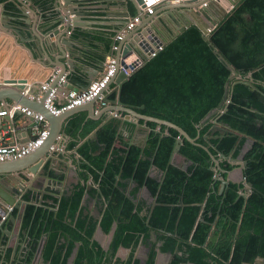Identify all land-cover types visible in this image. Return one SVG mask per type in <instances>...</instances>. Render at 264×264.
Instances as JSON below:
<instances>
[{
	"label": "trees",
	"instance_id": "trees-1",
	"mask_svg": "<svg viewBox=\"0 0 264 264\" xmlns=\"http://www.w3.org/2000/svg\"><path fill=\"white\" fill-rule=\"evenodd\" d=\"M5 8L16 9L10 2ZM131 12L136 13L133 4ZM209 37L211 44L200 27L189 25L137 68L121 92L122 101L138 112L198 136L200 145L183 138L186 168L170 162L181 136L175 128L161 125L157 131V122L141 119L150 128L146 144L123 141L126 147L118 148L121 118L102 126L101 119H91L83 135L96 132L78 151L86 161L81 177L90 176L97 185L88 194L96 198L98 214L83 203L85 186L52 197L51 205L28 204L23 219L31 238L27 264L48 231L44 264H69L74 252L71 264H141L135 254L142 244L149 248L145 264H155L158 249L173 255L169 264H264V0H240ZM220 55L242 79H229L232 72ZM247 146L243 173L253 183L250 195H241L232 181L219 193L216 177L227 173H216L210 152L238 157ZM221 166L234 168L225 158ZM143 187L148 196L140 195ZM115 222L105 249L94 234L98 225L110 233ZM121 247L131 250L125 258L117 255Z\"/></svg>",
	"mask_w": 264,
	"mask_h": 264
},
{
	"label": "crops",
	"instance_id": "crops-1",
	"mask_svg": "<svg viewBox=\"0 0 264 264\" xmlns=\"http://www.w3.org/2000/svg\"><path fill=\"white\" fill-rule=\"evenodd\" d=\"M55 1L56 0H29L26 2V6H23L19 5L15 0H0V3L6 4V2H10L16 8L5 12V6L3 8L1 7L2 4H0V12L2 10L6 14V24L12 26H8V31H5L3 27H1L2 22L0 21V82L8 78L25 79L27 82L26 88L31 87L34 94H39L41 92L40 84L47 80L51 72L58 67L56 66L60 64L58 58L63 56L53 43H58L65 48L67 47V43H69L68 40L74 39L82 49H74L72 55H78L79 57L75 61V59L67 53V57L63 61L73 62L74 60L76 62V68L73 73L68 75V78L71 79L74 85L72 88L78 89V87H81L79 83H83L87 77L93 80L100 76L101 70L110 56H118L119 50L113 49L114 44H118L120 47L122 42L126 44V39H128V44L130 41L133 42L144 38L145 42L150 45H153L155 42L154 39L158 37L163 41L172 40L173 32L179 30L180 27L188 21L185 15H182L183 12H186L185 9H176L173 3H168L157 10V15L152 16L155 17L153 20H150L151 17L146 19L142 18L141 23L135 30L129 32L123 40H117L115 36L118 30H120L123 21L129 16L128 13L133 15L131 12V4H133L136 10L135 14L140 12L132 0H75L72 2V7L75 8L79 6L81 8L77 9V12L85 9L83 10L85 15L81 16L84 20L80 22L77 21L82 24V26L71 25V35L69 32L65 31H61L56 35L53 30L61 21L59 20V13L54 7ZM221 1V7L228 10L230 7L229 3H232L231 0ZM18 6L26 10L29 17H25ZM187 15L192 18V20L197 19L210 25H216L217 22L225 16L222 9L213 5L210 6L209 14L201 12L197 18L192 14ZM165 23H168L171 31L166 27L167 25H164ZM6 24L4 25L6 26ZM27 47L33 50V54ZM134 57L135 54H132L129 56V60L134 59ZM50 58L53 59V61ZM70 70L72 69L70 68L69 71ZM86 71H88L89 75H87ZM71 82L67 84V87L70 86L69 84ZM117 85V83H113L111 87L115 88ZM2 101L6 104L18 103L10 98ZM111 104L112 103H110V105ZM30 108L40 111L39 107L30 106ZM103 108L104 107H101L99 103H95V112L97 113V111H99L97 114L98 116H95L96 118L91 116V111H89L88 108H82L62 119L61 134L57 138V142L54 143L56 149H50L48 154H46L44 168L42 169L45 170V173H42V176L34 177L29 181V178L24 174L14 173L12 181H7L4 178L2 180V178H0V185L6 187L7 182H9L11 187L15 186V184L27 186L24 196L28 195L26 199L28 201L34 198L37 200V197L40 196L39 191L42 190H46L50 194H55V196L45 194L44 198L49 200L48 203H45L46 205L52 204L50 203L52 197L61 198L64 194H70L75 186H85L84 200L89 203V207L93 212L98 214L96 210V198L92 199L88 194V188L92 185H97L94 183V180H92V177L89 176L87 181L83 180L81 177V173H86L85 171H80L81 164L86 161L78 151L80 145L93 137L96 132V130H94L93 132L87 133L85 136L83 135L87 126L90 125L91 119H101L102 122L100 126H102L112 118H121L119 127L120 138L117 139L115 147H118L119 144V147L123 148L125 146L124 142L136 143L144 146L150 132V128L144 123L148 120L143 119L144 122L141 123L140 121L142 118H137L132 114H130L131 118H128L126 117L128 113L117 110L107 111L101 114L100 111ZM115 111L119 113L118 116L114 115L113 112ZM0 120L2 132L10 126L14 128L12 134L8 133L6 136L2 133L0 141L24 143L32 135L33 121L31 117H28L22 112L0 116ZM47 120L49 121L50 127L51 121L48 118ZM126 122L132 123L133 126L127 127L125 124ZM160 127L161 126L158 125L156 130L159 131ZM165 133H167V131ZM52 154L55 156L54 159L49 158ZM176 155L186 160L180 153ZM175 157L176 156L171 158V163H174L173 159ZM174 164L179 165L177 163ZM183 168H186V166ZM237 169L238 168L230 173L231 178L235 181L238 175ZM151 171L154 174H159V170L156 167H153ZM46 175H49L51 183L50 180L48 181V179H46ZM240 175L243 177L241 169ZM23 177L26 178L27 182L23 181ZM31 187H33V190H30ZM145 192L149 193L148 190L143 187L140 195L143 196ZM49 196H51V198H49ZM15 197H17V195ZM31 203L34 204L33 202H29V204ZM8 205L10 204H5L7 207ZM36 205L40 204L37 203ZM14 209H17V212L15 214H13V211L11 212L13 217H7L3 224L4 230L0 231V264H27V257L31 250L29 231L23 229L24 210L23 208L19 209L17 207ZM111 232L106 234L103 230L102 232L97 231L95 232V239L99 240L104 248L108 244L110 246L114 234L110 236ZM48 234L49 231L42 235L41 239L43 237L45 238L41 246V251L37 258H35L41 243L40 239L36 253L28 264H44L42 251ZM103 236H108V240L103 242L101 239ZM121 251L124 253H121ZM130 251V248L121 247L117 255L125 258L129 255ZM148 251L145 252L148 254ZM142 252L139 246L135 256L138 257L139 255H137V253ZM74 256L75 252L69 264L72 263ZM172 258L173 255L169 252H158L155 264H169ZM182 264L194 263L184 262Z\"/></svg>",
	"mask_w": 264,
	"mask_h": 264
},
{
	"label": "water",
	"instance_id": "water-1",
	"mask_svg": "<svg viewBox=\"0 0 264 264\" xmlns=\"http://www.w3.org/2000/svg\"><path fill=\"white\" fill-rule=\"evenodd\" d=\"M15 1L19 5L26 6V2L29 0H26V1L15 0ZM73 1H75V0H56L54 2V7H55L56 11L59 13V20L61 21L60 24L53 30L54 33H56V35H58L61 31L69 32L71 35L72 34V31L70 29L71 25L80 26V27L82 26V24H80L79 22L84 20L83 17L81 18V16L85 15V12L83 11L85 9L77 12V9H81V8L79 6L73 8L72 7ZM132 1L136 5L137 9L140 10L137 3H142V0H132ZM239 1L240 0H231L233 5H235ZM204 2H207V6H201ZM0 4H2V2ZM174 5H175L176 9H179V8L185 9L186 12H183L182 15H185V17L187 18L188 21L186 23H184L180 27L179 30L173 32L172 39L174 37H176L181 31H183L189 25L195 24L201 28V30L204 34V39L206 41H208L210 44H211V40H210L209 35L206 32L207 31L206 28L210 24H208L206 22H201L200 20H197V19L192 20V18L188 17L187 14H192L196 18H197V16H199V14L201 12L209 14L211 5H213L217 8L219 7L220 9H222L224 14H227V12H228L226 9L221 7L219 0H185L183 3L174 4ZM4 6H5V4L1 5V7H3V8H4ZM18 8L20 9V11L22 12V14L25 17H29L26 10L22 9L20 6H18ZM128 15H130V14L128 13ZM5 16H6L5 12H3L1 10V12H0V17H1L0 21L2 22L1 27H3V30L8 31V29H7L8 26L9 27H12V26L10 24H8V25L6 24L7 18H5ZM143 16L144 17H142V18H145V19L148 18L145 15H143ZM154 18L155 17L151 16L150 20H153ZM77 21H79V22H77ZM4 24H6V26ZM164 25L165 26L167 25L166 27L171 31V28L168 25V23H165ZM61 37H62V35H61ZM61 37H60V40H61ZM127 40L128 39L125 40L126 44H125V42H122L119 49H118L119 54L117 57H118L119 63H124L123 62L124 59L131 56L134 52H137L135 44L132 41H130L132 43L129 42L127 44V42H128ZM158 40H160V42L163 44H167L170 41V40L163 41V40L159 39V37H158ZM68 41H69V43H67V47H65V48L60 46V44H58V43H53L55 46H57V48L61 52V55H63V56L58 58V61L60 64L56 65V66H58L57 68H59V72L57 73L56 78L51 85L52 87L59 82L60 78L63 75H66L68 83L71 82V79L68 78V75L70 73H73V71L76 68L77 64L75 61H76V59H78L79 56L78 55L77 56L72 55V53H73L74 49H76V48L82 49V48L79 46V44L74 39H70ZM42 44H43V42H42ZM43 47L45 48L44 44H43ZM28 49L33 54V52H32L33 50L31 48H28ZM65 53H66V55H65ZM67 53H68V55H71V57H73V59H75V61L74 60H73V62L63 61L67 57ZM220 57L226 61L227 66L229 67V69L232 72L231 75L229 76V79H232V78L242 79V76L239 74V71L229 61H227L222 55H220ZM51 60L53 61V59H51ZM68 66L72 70L69 71L70 68ZM86 73H87V75H89L88 71H86ZM127 79L128 78L125 77L124 74L122 72H120L118 69L113 81L109 84V87L113 83H117L118 85L112 90L111 94H108L105 97V100L109 103H112V104L104 107L100 111L101 114L104 112H107V111L117 110L120 112L122 111V112L128 113V115L126 116L128 118H131L130 114H132L133 116H135L137 118L155 121L160 126L166 125L168 127L175 128L176 130L179 131L181 136H179L177 139L176 146L173 150L172 158L175 156V154L180 153V149H181V146L183 144V138L188 139L192 143L200 145V143L197 142L198 136L196 138L191 137L187 133V131L185 129H183L181 126H179L178 124H176L172 121L166 120V119L159 118V117L142 114V113L138 112L137 110H135L133 107L126 105L121 99V92H122L123 84L127 81ZM91 80H92V78L87 77L83 81V83H79V85H81V87H78V88H86L89 85V83L91 82ZM26 83L27 82L25 79H15V78H8V79H5L3 82H0V101L6 100L7 98H10V99L15 100V102H18L20 105H22L24 107H30V106H33L36 108L39 107L40 112H43L45 114L46 118H48L51 121V126L49 129L50 132H49V135H48L47 139L45 140L44 144L41 147L34 150L29 155H27L21 159L1 162L0 163V178H2V180L4 178L7 181H12L14 173L24 174L25 176H27L29 178V181H30V179H32L34 177L42 176V173H45V170H42L44 168L45 156H46V154H48L49 150L51 149V146H53L54 143L57 142L56 140L61 134L60 130L62 127L61 126L62 119L66 118L72 112H75V111L82 109V108H88V110L91 111V116L94 118H96L95 116H98L97 114L99 112V111H97V113L95 112L94 106H95L96 100H92V101L87 102L81 106H77L71 110L65 111L60 115H54L46 108V106L44 104L45 98H46L48 93L45 92L40 100H33L32 98H30V95H29V94H31V95L34 94V91L31 88L28 90L27 93H25V91L29 88V87L26 88ZM69 85H70L69 86L70 88L74 87L72 82ZM229 87H230V82L228 81L226 83V94H228ZM115 92L117 93V98L112 100L111 95ZM228 102H230V100H228ZM142 108H144V105L142 106ZM218 109L219 108H217V110ZM17 113H20V111H17ZM1 129H2V126H1V120H0V130ZM167 134L168 133H165V135H167ZM28 140H29V138H28ZM205 148L207 150H209V148H207L206 146H205ZM248 148H249V146L247 148L245 147V149H243V151L241 152V154L238 157H233L232 155L227 156L224 153H220L219 156L216 157L215 155H213L209 151L211 154V157L213 159V162H214V169H215L216 173H227L226 178L218 177V176L216 177V179H219L221 181L219 193H222L224 190V187L226 185H228L230 181H232V182H235V183L240 185V189H241L240 194L241 195H245L247 197L250 195V193L253 189V183L251 181H248L244 177V173H243L244 169L247 166V160L244 159V154ZM49 158L54 159L55 158L54 154H52ZM223 158L228 159L229 162L232 165H234V168L232 170H226L221 166V160ZM236 168H240L242 170L243 180H241V181L240 180L235 181L230 176V173L233 170H235ZM45 177H47L46 179H48V181L50 180L49 175H46ZM23 181L27 182L26 178L23 177ZM50 183H51V180H50ZM87 185H88V183H87ZM54 186H55V183H54ZM26 188H27V186H24L22 184H15V186L11 187L9 182H7L6 187H2L0 185V231L4 230L3 224L6 221V220H4L5 218L3 219V216L13 217V215L11 213L7 214L8 210H7V206H5L6 203L13 205L14 207H17L19 209L23 208L24 213H25L26 205H28L29 202H33L34 204L38 203L41 205L43 203L49 202V200L44 198L45 194L55 196V194H50L46 190H44V191L42 190V191H39L40 196L37 197V200L34 198V199L28 201L24 198V194L26 193ZM32 188L33 187H31L30 190H33ZM16 195H17V197H15ZM84 202H85V200H83V203ZM50 203H53V199L50 200ZM202 219H203V216L200 217V220H202ZM116 224H117V222L114 223V228H113L110 236L114 233ZM97 231L102 232V228L100 225H98L96 232ZM95 234H94V238L96 237ZM44 238L45 237H43L41 239V243L39 245V248L37 250V254H36L35 258H37V256L39 255V253L41 251V246L43 244ZM140 247H141L143 252L137 253V255H139L138 257L141 259V264H145L146 260L148 259V254L145 251H148L149 248L144 246V245H140ZM105 248L108 249L109 244ZM158 252H161V250L158 249ZM243 264H250V263H243Z\"/></svg>",
	"mask_w": 264,
	"mask_h": 264
},
{
	"label": "built area",
	"instance_id": "built-area-1",
	"mask_svg": "<svg viewBox=\"0 0 264 264\" xmlns=\"http://www.w3.org/2000/svg\"><path fill=\"white\" fill-rule=\"evenodd\" d=\"M184 1L185 0H142V3H137L140 12L129 15L126 20L123 21L120 30H118V33L115 36L116 39L123 40L129 32L135 30L136 27L141 23L143 15L147 17L157 15V10L163 5L168 3L180 4ZM219 2L222 4L221 0H219ZM229 4L230 7L228 10L230 11L235 5L232 3ZM201 6H207V2H204ZM215 26L216 25H209L206 28L208 35L212 32ZM157 39H154L155 42L153 45L145 42L144 38L133 41L137 49V52L133 53L135 54V57L132 60H129V57H127L124 59V63H119L118 57L110 56L105 62L100 76L91 80L86 88L74 89L67 87L68 80L66 75H63L59 82L52 87L51 85L55 80L57 73L59 72V68H55L48 76L47 80L40 84L41 92L39 94H29L30 98L33 100H40L44 93L47 92L48 94L45 98L44 104L46 108L54 115H60L65 111L71 110L77 106H81L92 100H96V102L99 103L101 107L109 106L110 103L105 100V97L108 94H111L112 90L114 89L111 87L112 85L109 87V84L113 81L118 69L124 74L125 77L128 78L137 68L143 65L145 61L155 56L156 53L164 47L165 44L161 43L160 40ZM113 49L118 50L119 45L114 44ZM30 88L31 87H29L25 93H27ZM17 111H20L26 114L28 117H31L33 121L31 132L32 135L29 137V140L24 143L0 141V163L21 159L29 155L44 144L50 132L49 121L43 112L37 111L30 107H24L18 103L6 104L5 102L0 101V116H5L8 114L13 115ZM113 113L115 116L119 115L117 111ZM13 130L14 128L11 126L4 132L0 130V139L2 133L7 136L8 133L12 134ZM55 149L56 148L54 145L51 146V150ZM14 208L15 207L13 205H8L7 214L11 213ZM3 219L6 220L7 217L3 216Z\"/></svg>",
	"mask_w": 264,
	"mask_h": 264
},
{
	"label": "rangeland",
	"instance_id": "rangeland-1",
	"mask_svg": "<svg viewBox=\"0 0 264 264\" xmlns=\"http://www.w3.org/2000/svg\"><path fill=\"white\" fill-rule=\"evenodd\" d=\"M248 147V146H247ZM246 147V148H247ZM118 148H119V144H118ZM175 158L173 159L174 161V163H177V164H179V165H181V166H187L188 164H189V162L188 161H186L185 159H182L179 155H176L175 154ZM236 171H238V175L236 176L237 177V180H243V178L241 177V175H240V168H238ZM144 195L145 196H148L149 195V193H147V192H145L144 193ZM101 239H102V241L103 242H105V241H107L108 240V236H103V237H101ZM121 253H124V252H122L121 251Z\"/></svg>",
	"mask_w": 264,
	"mask_h": 264
}]
</instances>
